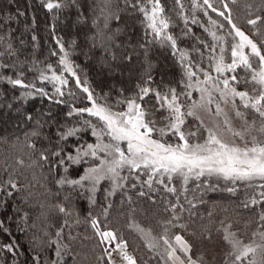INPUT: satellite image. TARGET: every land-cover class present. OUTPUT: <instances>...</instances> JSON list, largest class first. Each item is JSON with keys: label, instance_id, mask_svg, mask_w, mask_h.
Listing matches in <instances>:
<instances>
[{"label": "snow or ice", "instance_id": "6c2138e0", "mask_svg": "<svg viewBox=\"0 0 264 264\" xmlns=\"http://www.w3.org/2000/svg\"><path fill=\"white\" fill-rule=\"evenodd\" d=\"M4 123L0 264H264V0H7Z\"/></svg>", "mask_w": 264, "mask_h": 264}, {"label": "trees", "instance_id": "16d2710c", "mask_svg": "<svg viewBox=\"0 0 264 264\" xmlns=\"http://www.w3.org/2000/svg\"><path fill=\"white\" fill-rule=\"evenodd\" d=\"M24 3H25V0H18L19 6L23 7ZM0 4H7V0H0ZM36 16H37L38 23L42 27L44 24V13L37 9ZM124 19L127 21L129 26L133 25V20L131 18L125 17ZM22 23H23V20H22ZM114 26L116 25L114 24ZM135 31H136V34L139 35L140 29L138 26L136 27ZM40 36L42 37L40 41L42 50L40 53H38V55L40 56L41 59H43L44 56L47 55V48L49 44L46 38L44 37V33L42 31L40 32ZM65 38L67 39L68 36L66 35ZM156 57L159 58L162 69L167 70L168 68L171 67L170 61L167 60L163 54L156 53L154 58ZM77 62L81 63L82 66H84L85 71L88 72L90 79H92L94 83H96L97 85L101 87L104 86L102 82L105 81L107 77H104L98 74L94 61L88 62V61H85L83 57H79L77 59ZM172 71H175V70L172 69ZM4 119L7 120V117H4ZM0 135H9V136L19 135L21 139H23L22 132L19 129L13 128L10 124H7V123L0 124ZM16 155L17 153L15 152V150L12 149L10 144L0 143V164H3L5 159H7L8 164H13L14 163L13 157H15ZM29 176H31L30 173H29ZM190 187H192L191 184H190ZM201 194H202V198L205 201V203L203 205H198L197 211L200 215L203 216L204 218L203 223L209 224V226L211 225H210V218L208 216V212L211 211L213 213L211 220L218 221L219 219H222L226 215H228L234 208L235 198L231 197L229 193L223 190L205 191L202 189L200 192L197 193V195H201ZM80 203L82 206H85L83 201H81ZM225 209H228V212H225ZM81 231H83V229H81ZM4 239L6 240L7 238L5 237ZM20 239H23V237H20ZM129 239L133 243H137L134 236H129Z\"/></svg>", "mask_w": 264, "mask_h": 264}]
</instances>
